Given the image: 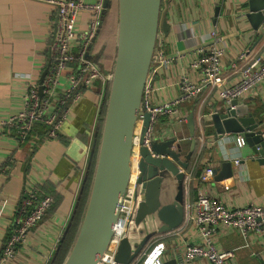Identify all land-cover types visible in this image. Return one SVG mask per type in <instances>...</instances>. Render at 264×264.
Listing matches in <instances>:
<instances>
[{
    "label": "crops",
    "instance_id": "obj_1",
    "mask_svg": "<svg viewBox=\"0 0 264 264\" xmlns=\"http://www.w3.org/2000/svg\"><path fill=\"white\" fill-rule=\"evenodd\" d=\"M241 2L248 0H163L161 20L170 24L171 31L167 35L161 32L160 44L165 55L174 58V62L163 68L157 77L155 104L173 103L179 99L182 91L178 83L183 78L194 86L200 85V72L192 67V63L198 51L211 43V30L217 32L225 47V76L230 81L234 78L232 65L238 62L242 53H247L250 61L260 59L264 65V38L259 43V35L253 37L251 43L244 38L252 27L246 16L239 18ZM117 11V1L113 0L112 7L104 14L99 37L90 49V60L107 74L113 70L117 53ZM243 11L248 12L247 5L243 6ZM112 14H115L113 20ZM56 17L49 0H0V119L21 108L27 85V77L23 76L39 78L45 71ZM87 20L88 15L83 13L79 21L81 30L85 29ZM107 88V84L96 83L92 90L85 92L71 108L58 139H47L35 132L27 142L20 143L15 139L14 131L0 128V255L24 191L34 190L41 197L53 199L52 208L8 264H51L87 174L90 153L104 115ZM241 103L248 105L255 114L264 116V82L255 86ZM224 107L217 89L213 93L206 89L180 105L186 118L190 113L195 114L198 142L191 169L187 172L192 177L188 181V176L186 185L185 222L195 212L199 190L231 209L264 205V163L247 145L239 148L236 137L219 141L214 136L211 115ZM203 115L207 116L209 130L205 129V122L199 121ZM169 123L167 117H161L159 129H166ZM175 129L182 139H186L181 144L184 160L191 148L188 124ZM237 160L239 165L235 163ZM226 161L232 166L229 177L225 176L222 167ZM208 167L221 173L223 178L215 176L213 181L202 183L200 175ZM165 237L164 260L169 262L181 263L182 246L200 242L197 228L191 222L184 223L178 236ZM218 246L234 253V264H264V232L244 236L238 232L220 231ZM190 264L210 263L197 259Z\"/></svg>",
    "mask_w": 264,
    "mask_h": 264
},
{
    "label": "water",
    "instance_id": "obj_2",
    "mask_svg": "<svg viewBox=\"0 0 264 264\" xmlns=\"http://www.w3.org/2000/svg\"><path fill=\"white\" fill-rule=\"evenodd\" d=\"M116 1L117 53L113 70L108 73L110 79L103 106L104 115L90 153L80 195L51 264L70 231L93 162V177L81 224L63 264L98 263L114 235L121 199L134 180L135 205L126 234L117 250L115 259L118 264H134L152 241L175 233L186 219L187 172L191 169L198 144L195 114L190 113L187 117L191 148L184 160L180 152L171 150L174 140L155 141L151 149L142 144L151 121L148 113L145 114L138 150L134 144L145 86L154 54L160 46V34L163 32L167 35L171 31L170 24L161 20L163 0ZM112 3L113 0H104L103 13L110 10ZM247 6L245 16L252 31L244 38L250 42L259 35V43L264 38V0H248ZM219 12L220 8L216 11L217 16ZM102 26L103 19L90 49L99 37ZM90 49L87 55L89 59ZM50 65L51 62L40 79L41 96ZM211 120L217 140L242 137L253 155L264 163V116L255 114L248 105L234 100L230 107L215 111ZM136 154L139 155V163L135 170ZM222 167L225 176H232L231 163L226 161ZM218 173L215 171V176L222 179L221 173Z\"/></svg>",
    "mask_w": 264,
    "mask_h": 264
},
{
    "label": "built area",
    "instance_id": "obj_3",
    "mask_svg": "<svg viewBox=\"0 0 264 264\" xmlns=\"http://www.w3.org/2000/svg\"><path fill=\"white\" fill-rule=\"evenodd\" d=\"M103 3L104 0H97L95 3L88 2V0H49L57 17L56 29L51 36L49 58L45 67L47 68L51 62L43 82V96L39 93L41 77L23 76L27 77L25 78L27 85L22 97L21 108L16 113L0 119V128L14 131V137L20 143L27 142L36 132L37 126L46 128L47 139H58L71 113V108L83 98L85 92L92 90L96 83L103 85L108 83L109 74L101 71L87 57L90 45L103 19ZM241 4L239 8H242V11L239 12V18H244L246 14L243 6L247 3L241 2ZM83 13L88 15V20L85 29L81 30L79 21ZM209 36L211 43L198 51L192 63V67L200 72V85L194 86L188 79H181L178 84L182 95L173 103H154V94L158 90L157 77L163 68H168L174 62V58L165 55L162 43L156 49L138 116L139 123L134 138L137 150L141 146L145 114L148 113L151 115V121L142 144L151 149L155 141L174 140L171 150L175 153L180 152L182 159L181 144L186 139L178 135L175 127L187 123V118L181 113L180 105L196 98L206 89H209L211 93L217 89L222 102L228 108L232 101L241 102L252 93L255 86L264 82V65L261 64L260 59L250 61L247 53H242L238 58L239 63L232 65L234 78L230 81L225 76L223 62L225 47L221 45L222 42L218 39L217 32L211 30ZM161 117H167L170 120L167 126L172 127L171 130L168 127L159 129ZM206 117L205 115L200 116L199 121L208 122ZM204 126L208 129L207 123ZM236 143L239 148L246 146V141L242 137H237ZM138 163L139 155L136 154L135 170ZM235 163L239 165L240 161L237 160ZM188 176L189 181L192 174ZM214 178L215 170L208 167L202 173L200 181L208 183ZM135 188L134 180L121 199L118 221L109 248L97 264H118L115 257L133 215L136 199ZM52 205L53 199L50 196L41 197L39 193L30 189L24 191L11 220L9 238L2 249L0 264H8L15 258L18 247L27 242L30 233L43 221ZM194 210L195 212L187 217L186 222L195 224L200 242L185 243L182 246V262L176 264H190L197 259L206 260L210 264H234V253L223 251L218 246L220 231L238 232L244 236L264 232V205L251 204L231 209L212 200L205 192L199 190ZM180 230L171 235L178 236ZM165 238L161 237L151 243L134 264L169 263L170 260H164L166 248L163 240Z\"/></svg>",
    "mask_w": 264,
    "mask_h": 264
},
{
    "label": "trees",
    "instance_id": "obj_4",
    "mask_svg": "<svg viewBox=\"0 0 264 264\" xmlns=\"http://www.w3.org/2000/svg\"><path fill=\"white\" fill-rule=\"evenodd\" d=\"M166 121H167V119H166ZM163 122H165V120H163ZM36 133L41 134V136H45V137L47 136V130H46V128H44V126H37L36 127ZM93 171H94V162L92 164L91 170L89 171L88 182L85 186L84 193H83L82 198L80 200L77 213H76L75 218H74L72 225H71V229H70L65 241L61 244V249L58 253V256L56 257V260L52 264H63L65 258L67 257V255L70 251V248H71V246H72V244L76 238V235L78 233V230H79V227L81 224L84 208L86 206V202H87V198H88V194H89V189H90L91 181H92V177H93Z\"/></svg>",
    "mask_w": 264,
    "mask_h": 264
},
{
    "label": "rangeland",
    "instance_id": "obj_5",
    "mask_svg": "<svg viewBox=\"0 0 264 264\" xmlns=\"http://www.w3.org/2000/svg\"><path fill=\"white\" fill-rule=\"evenodd\" d=\"M110 17H111L112 20H113V19L115 18V14H112Z\"/></svg>",
    "mask_w": 264,
    "mask_h": 264
},
{
    "label": "flooded vegetation",
    "instance_id": "obj_6",
    "mask_svg": "<svg viewBox=\"0 0 264 264\" xmlns=\"http://www.w3.org/2000/svg\"><path fill=\"white\" fill-rule=\"evenodd\" d=\"M104 14H105V12H104ZM104 14H103V19H104Z\"/></svg>",
    "mask_w": 264,
    "mask_h": 264
}]
</instances>
